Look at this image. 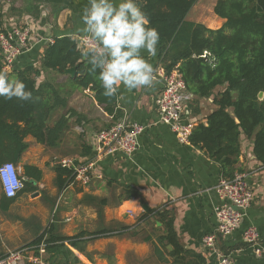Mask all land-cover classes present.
<instances>
[{"label": "crops", "instance_id": "obj_1", "mask_svg": "<svg viewBox=\"0 0 264 264\" xmlns=\"http://www.w3.org/2000/svg\"><path fill=\"white\" fill-rule=\"evenodd\" d=\"M216 2L199 0L187 20L220 29L225 21L214 13ZM2 4L6 28L19 24L31 30L27 51L15 63L18 69L34 66L41 70L45 49L55 38L85 36L82 15L89 0H3ZM142 54L155 69L153 86L129 91L121 85L112 113L96 100L92 90L75 89L68 76L41 71L38 84L47 81L60 86V95L67 102L54 111L50 125L65 115L68 129L52 147L31 136L25 139L29 147L15 165L24 184L32 182L34 190L23 189L15 198L5 199L0 184V258L9 251L34 246L45 235L78 238L79 250L68 246L80 260L77 264H170V247L160 243L164 229L157 217L165 212L173 217L186 250L202 255L206 264H219L202 240L217 227L215 208L221 205L217 187L227 178L221 165L201 148L181 144L169 126L158 122L155 100L163 89L158 75L163 66L158 54ZM186 107V122L194 125H207L208 116L217 109L214 95L204 99L193 96ZM121 120L148 126L132 159L100 154L96 148V135ZM241 143L236 174L247 176L254 200L241 226L217 245L234 264H264V257L254 255L243 242L248 227L257 228L264 237V165L254 155L252 140L243 136ZM62 159L97 161L90 182L73 181L60 190L55 168ZM8 161L14 158L10 155ZM27 166L38 168L42 179L26 176ZM132 190L140 197L125 199ZM145 205L154 213L142 221Z\"/></svg>", "mask_w": 264, "mask_h": 264}, {"label": "trees", "instance_id": "obj_2", "mask_svg": "<svg viewBox=\"0 0 264 264\" xmlns=\"http://www.w3.org/2000/svg\"><path fill=\"white\" fill-rule=\"evenodd\" d=\"M3 0H0V27L3 21ZM199 0H139L140 6L149 15L151 26L160 33L158 58L167 73L178 67L188 91L197 99L214 95L217 109L210 113L207 125H195L190 142L201 148L214 162L221 165L224 176L236 175L241 156L242 137L254 143V155L264 165V0H217L214 13L223 19L224 25L217 30L190 22L187 16ZM75 39L55 38L49 43L41 59V70L34 66L18 69L14 66L10 77L21 79L32 92L30 101L0 97V167L19 162L29 145L25 139L33 137L47 147L56 146L68 129L69 119L64 115L53 125V113L66 106L61 97L60 86L49 82L38 84L41 71H53L69 77L73 87L90 89L100 104H106L112 113L115 98L103 95L99 69L91 72L90 57L81 55ZM215 65V67H213ZM0 55V69L3 70ZM84 75H80V73ZM225 88L215 95V92ZM56 183L60 190L74 181L73 171L57 166ZM26 176L42 179L36 167H25ZM35 187L25 182L24 190ZM3 197H8L3 193ZM140 197L137 191H127V198ZM11 199V198H9ZM154 213L146 207L147 219ZM164 235L160 243L170 247V264H206L202 255L186 250L175 231L174 219L168 213H158ZM78 238L49 237L37 239L47 245L52 264L80 263L68 246L80 249ZM166 249V247H165Z\"/></svg>", "mask_w": 264, "mask_h": 264}, {"label": "built area", "instance_id": "obj_3", "mask_svg": "<svg viewBox=\"0 0 264 264\" xmlns=\"http://www.w3.org/2000/svg\"><path fill=\"white\" fill-rule=\"evenodd\" d=\"M31 30L14 25L10 30L0 27V55L3 58V70H13L19 56L27 51L31 41ZM76 42L81 51L92 46V41L85 36L77 37ZM158 75L163 81V89L156 97L155 105L158 122L167 125L177 136L181 144L189 145L195 125L186 122V106L193 99L186 86L178 67L167 73L161 68ZM148 128L146 125L130 123L127 120L117 122L113 127L103 130L96 135V148L100 154L115 155L132 159L140 148V136ZM97 161L79 162L75 159H62L58 165L73 171L74 181L88 184L91 172ZM0 184L8 198H15L25 187L20 171L12 162L0 167ZM217 192L221 205L215 208L217 227L212 234L206 235L202 242L205 248L216 255L219 264H234L230 255H225L218 248L219 239L230 237L242 224L248 209L254 200V192L247 176L238 173L232 179L220 181ZM243 242L248 245L254 255L264 257V237L255 227H248L243 233ZM0 264H52L47 258V245L43 241L39 245L27 246L9 251L0 258Z\"/></svg>", "mask_w": 264, "mask_h": 264}, {"label": "clouds", "instance_id": "obj_4", "mask_svg": "<svg viewBox=\"0 0 264 264\" xmlns=\"http://www.w3.org/2000/svg\"><path fill=\"white\" fill-rule=\"evenodd\" d=\"M89 5L82 15V31L92 46L81 55L90 57L91 72L99 69L103 95L119 100L121 85L129 91L153 86L155 69L142 53L157 54L160 33L139 0H89ZM0 97L30 101L32 92L21 79L0 69Z\"/></svg>", "mask_w": 264, "mask_h": 264}, {"label": "water", "instance_id": "obj_5", "mask_svg": "<svg viewBox=\"0 0 264 264\" xmlns=\"http://www.w3.org/2000/svg\"><path fill=\"white\" fill-rule=\"evenodd\" d=\"M261 97H264V94L263 93L261 94ZM158 225H160V223H158Z\"/></svg>", "mask_w": 264, "mask_h": 264}]
</instances>
